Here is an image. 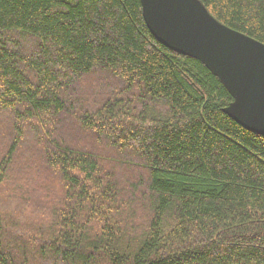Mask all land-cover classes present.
<instances>
[{
	"label": "trees",
	"instance_id": "trees-1",
	"mask_svg": "<svg viewBox=\"0 0 264 264\" xmlns=\"http://www.w3.org/2000/svg\"><path fill=\"white\" fill-rule=\"evenodd\" d=\"M200 1L264 43V0ZM232 100L140 0H0V264H264Z\"/></svg>",
	"mask_w": 264,
	"mask_h": 264
},
{
	"label": "water",
	"instance_id": "water-1",
	"mask_svg": "<svg viewBox=\"0 0 264 264\" xmlns=\"http://www.w3.org/2000/svg\"><path fill=\"white\" fill-rule=\"evenodd\" d=\"M140 5L153 37L209 69L233 99L224 112L264 136V43L219 22L200 0H140Z\"/></svg>",
	"mask_w": 264,
	"mask_h": 264
},
{
	"label": "rangeland",
	"instance_id": "rangeland-1",
	"mask_svg": "<svg viewBox=\"0 0 264 264\" xmlns=\"http://www.w3.org/2000/svg\"><path fill=\"white\" fill-rule=\"evenodd\" d=\"M74 138V137H73ZM76 138V137H75Z\"/></svg>",
	"mask_w": 264,
	"mask_h": 264
}]
</instances>
